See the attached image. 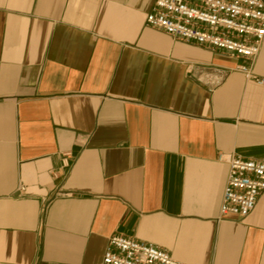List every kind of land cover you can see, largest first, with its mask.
Returning <instances> with one entry per match:
<instances>
[{
	"label": "crops",
	"instance_id": "crops-1",
	"mask_svg": "<svg viewBox=\"0 0 264 264\" xmlns=\"http://www.w3.org/2000/svg\"><path fill=\"white\" fill-rule=\"evenodd\" d=\"M153 2L0 0V264H101L112 235L264 264V193L218 217L220 157H261L264 85L147 26Z\"/></svg>",
	"mask_w": 264,
	"mask_h": 264
},
{
	"label": "built area",
	"instance_id": "built-area-1",
	"mask_svg": "<svg viewBox=\"0 0 264 264\" xmlns=\"http://www.w3.org/2000/svg\"><path fill=\"white\" fill-rule=\"evenodd\" d=\"M145 23L180 41L242 59L232 70L240 72L246 80L264 85V78L252 70L264 40L263 0H154ZM220 159L227 163L228 169L218 217L242 219L264 193V147L259 159H243L233 154ZM63 166L68 167L66 160ZM101 264L184 263L150 243L112 235Z\"/></svg>",
	"mask_w": 264,
	"mask_h": 264
}]
</instances>
